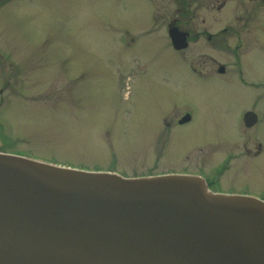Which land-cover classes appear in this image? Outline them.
Segmentation results:
<instances>
[{"label":"rangeland","instance_id":"1","mask_svg":"<svg viewBox=\"0 0 264 264\" xmlns=\"http://www.w3.org/2000/svg\"><path fill=\"white\" fill-rule=\"evenodd\" d=\"M153 1L165 19L181 14L178 1ZM149 8L147 0H0V151L127 177L219 169L221 192H264V88L241 86L221 51L209 57L228 73L197 66L214 75L198 80L188 67L199 55L170 50ZM247 57L244 74L264 83V52ZM190 108L192 123L171 131ZM250 109L261 123L248 130L240 118Z\"/></svg>","mask_w":264,"mask_h":264},{"label":"water","instance_id":"2","mask_svg":"<svg viewBox=\"0 0 264 264\" xmlns=\"http://www.w3.org/2000/svg\"><path fill=\"white\" fill-rule=\"evenodd\" d=\"M0 264H264V203L0 153Z\"/></svg>","mask_w":264,"mask_h":264},{"label":"flooded vegetation","instance_id":"3","mask_svg":"<svg viewBox=\"0 0 264 264\" xmlns=\"http://www.w3.org/2000/svg\"><path fill=\"white\" fill-rule=\"evenodd\" d=\"M175 1L181 4V14L165 19V7H163L162 1L154 3L153 0H147L150 5L147 19L152 24L155 22L163 23V34L167 38V44L176 55H184L186 50L190 48L196 51L199 57L193 60L192 64H189L191 68H188L198 80L206 82L213 78V73L209 71L203 73L201 70L205 69L206 65L212 69L216 67L215 73L218 76H225L228 73V66L218 64L209 57V50L221 51L227 52L233 57V63L229 67L234 73L236 71L234 78H237V82L241 86L251 89L264 88V83H254L256 81L244 74L246 72L245 57H249V54L253 52H264V43H262V37H264V0ZM200 45H206V51H198ZM197 66H200L201 69L196 68ZM251 98L257 100L261 98V95H255ZM258 114L251 109L243 110L240 121L244 128L248 130L256 128L261 123ZM193 116L194 112L190 108L188 112L176 118L174 124L168 123L167 127H172L170 129L172 131L177 127L188 125L192 123ZM245 116H249V118H245ZM260 145L256 146V157L262 154ZM205 174L208 173L205 172ZM260 194L264 195V192H260L258 195Z\"/></svg>","mask_w":264,"mask_h":264},{"label":"bare ground","instance_id":"4","mask_svg":"<svg viewBox=\"0 0 264 264\" xmlns=\"http://www.w3.org/2000/svg\"><path fill=\"white\" fill-rule=\"evenodd\" d=\"M86 173H92V171H88V172H86ZM223 174H225V173H223ZM206 187H207V190H208L209 192H211L212 194H217V193H215L212 189H210L207 185H206Z\"/></svg>","mask_w":264,"mask_h":264}]
</instances>
